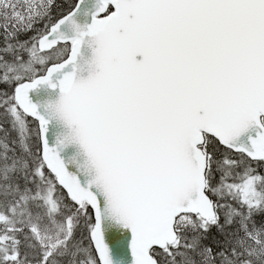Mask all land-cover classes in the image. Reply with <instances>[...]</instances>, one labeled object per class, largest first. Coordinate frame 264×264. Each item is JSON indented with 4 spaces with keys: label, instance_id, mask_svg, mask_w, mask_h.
Segmentation results:
<instances>
[{
    "label": "snow or ice",
    "instance_id": "1",
    "mask_svg": "<svg viewBox=\"0 0 264 264\" xmlns=\"http://www.w3.org/2000/svg\"><path fill=\"white\" fill-rule=\"evenodd\" d=\"M0 264H264V0H0Z\"/></svg>",
    "mask_w": 264,
    "mask_h": 264
}]
</instances>
